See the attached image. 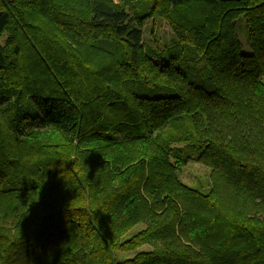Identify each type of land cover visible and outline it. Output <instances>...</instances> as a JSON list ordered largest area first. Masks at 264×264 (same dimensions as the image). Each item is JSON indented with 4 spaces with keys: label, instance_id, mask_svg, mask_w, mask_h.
Masks as SVG:
<instances>
[{
    "label": "trees",
    "instance_id": "obj_1",
    "mask_svg": "<svg viewBox=\"0 0 264 264\" xmlns=\"http://www.w3.org/2000/svg\"><path fill=\"white\" fill-rule=\"evenodd\" d=\"M263 78L264 0H0V264H264Z\"/></svg>",
    "mask_w": 264,
    "mask_h": 264
},
{
    "label": "rangeland",
    "instance_id": "obj_2",
    "mask_svg": "<svg viewBox=\"0 0 264 264\" xmlns=\"http://www.w3.org/2000/svg\"><path fill=\"white\" fill-rule=\"evenodd\" d=\"M116 2L117 0H112ZM236 24V32L241 43V53L249 54L250 48L248 43L247 36V28L245 24L244 16L241 15L237 17L235 20ZM143 43L150 49L157 48L158 50H162L165 45L170 43V39H172V33L168 28L167 24L161 20H156L155 24H152L151 20H147L144 24L142 31ZM264 81V78H263ZM182 149V153L185 156H195L196 151L191 147H186V144L182 143L179 145ZM209 169L205 166L196 163L189 162L185 167L177 172L179 179L187 184L188 186L196 189H200L203 193L208 192L209 188ZM144 224L138 223L134 225L122 238V240H126L131 236L135 235L139 231L144 229ZM148 247H142L139 251L147 250ZM133 253H113V257L118 260H123L125 258H130L134 255Z\"/></svg>",
    "mask_w": 264,
    "mask_h": 264
}]
</instances>
